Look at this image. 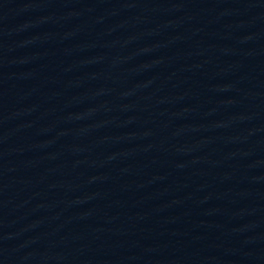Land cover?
<instances>
[{"label":"water","instance_id":"water-1","mask_svg":"<svg viewBox=\"0 0 264 264\" xmlns=\"http://www.w3.org/2000/svg\"><path fill=\"white\" fill-rule=\"evenodd\" d=\"M0 264H264V0H0Z\"/></svg>","mask_w":264,"mask_h":264}]
</instances>
